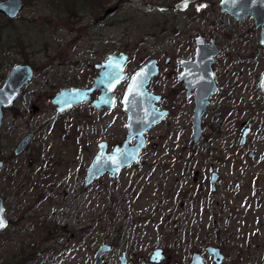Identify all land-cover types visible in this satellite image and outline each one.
Returning <instances> with one entry per match:
<instances>
[{
  "label": "rangeland",
  "instance_id": "1",
  "mask_svg": "<svg viewBox=\"0 0 264 264\" xmlns=\"http://www.w3.org/2000/svg\"><path fill=\"white\" fill-rule=\"evenodd\" d=\"M179 1L73 0L52 6L24 0L15 23L24 35L17 62L32 65L35 76L5 111L0 160L13 155L25 135L36 138L27 154L11 160L13 180L0 175L11 222L0 254L23 251L33 256V264H95L99 249L108 245L102 264H119L124 255L129 264H156L150 258L158 248L166 254L162 264H188L194 252L212 245L224 252L223 264H264L261 29L253 20L237 24L218 8L209 24L194 9L162 15L150 8ZM199 33L213 36L222 50L215 65L221 88L204 116L201 141L194 144L193 100L185 99L178 82L179 65L166 67L164 60L190 56ZM113 53L130 56L116 107L99 112L90 102L58 114L52 98L66 88H89L98 75L95 65ZM153 59L162 72L149 89L163 95L161 106L175 110L147 133L150 143L141 164L85 186L98 144L105 140L111 150L126 140L122 98L135 73ZM250 124L252 133L242 147ZM213 171L220 174L216 193L210 188Z\"/></svg>",
  "mask_w": 264,
  "mask_h": 264
},
{
  "label": "water",
  "instance_id": "2",
  "mask_svg": "<svg viewBox=\"0 0 264 264\" xmlns=\"http://www.w3.org/2000/svg\"><path fill=\"white\" fill-rule=\"evenodd\" d=\"M197 0H183L176 5L178 10H187L191 3ZM24 6L23 0H0V14L9 19H18L22 14ZM221 12L234 16L237 20L254 18L257 27H262L260 44L264 45V0H222L220 3ZM220 53L216 44H213V51H209L205 46L203 38H196L195 60H181L180 64L183 72L179 81L185 83L187 99L192 96L195 90L194 113L192 117L193 143L198 144L203 136L202 122L211 104L212 96L218 91L219 86L215 79L213 64L215 57ZM129 62V55L126 53L110 54L101 64L95 65L98 75L95 77L92 86L86 88H66L58 92L51 100V104L56 107V111L62 114L71 108L87 104L92 101L91 96L98 91L99 97L92 101L96 111L114 109L117 104V88L127 79L126 66ZM168 63V61H167ZM111 65V66H109ZM144 72L146 83L138 86V74ZM151 73V74H149ZM161 73L156 60L146 63L133 76L123 98V110L128 116L126 140L121 145H115L112 151H108V142L101 141L98 144V153L88 169L85 186H90L95 180L108 175L112 179L118 178L122 170L139 165L141 154L147 146L146 134L156 125L165 120L170 111L160 109L159 102L162 99L160 94L149 91L150 82ZM34 77L31 65H16L2 87H0V129L3 119V110L11 107L21 90ZM107 77V78H106ZM118 77V79H117ZM104 83H101V81ZM111 84V87H109ZM260 91L264 97V73L260 80ZM127 98V102H126ZM252 133L250 124L243 132L241 146L245 147L248 138ZM33 135L26 136L19 144L15 155L21 154L31 143ZM255 150L248 154L249 158H254ZM0 163V168L2 167ZM199 173H195V180ZM220 180L218 172H212L210 176L211 192H217V185ZM5 208L0 199V219L3 220V227H7L8 221L4 216ZM111 251V246H102L95 256V264H102L103 255ZM207 257L212 259L214 264H223L226 260L225 254L218 247H208ZM162 249L155 250L151 262L160 264L164 261L165 255ZM119 264H129L126 256L120 258ZM190 264H205V257L200 253H194Z\"/></svg>",
  "mask_w": 264,
  "mask_h": 264
},
{
  "label": "flooded vegetation",
  "instance_id": "3",
  "mask_svg": "<svg viewBox=\"0 0 264 264\" xmlns=\"http://www.w3.org/2000/svg\"><path fill=\"white\" fill-rule=\"evenodd\" d=\"M181 1H183V0H180L179 2H177V3H175L173 6H170V5H162V4H157V5H150V8L151 9H154L155 11H157V12H159L160 14H162V15H171V14H176V15H179V14H182V13H184V12H187V11H191V10H195L197 13H196V15L202 20V22L203 23H207V24H209L210 22H212L213 20H209L213 15H215V13L218 11V9H219V12L221 13V14H224V15H227V16H230L235 22H239V23H237V24H242L243 22H245V21H247V20H253L254 22H255V19L254 18H245V19H243V20H237L234 16H232V15H230V14H227V13H223V12H221V7H220V3L222 2V0L219 2V3H217L216 1L215 2H210L209 0H197L196 2H194V3H191L190 5H189V7H188V9L187 10H184V11H182V10H178V9H176L175 7H176V5L178 4V3H180ZM24 4H25V2H24ZM218 8V9H217ZM23 9H24V6H23ZM3 16V15H2ZM3 17H5V16H3ZM20 17H21V15H20ZM18 18V19H15V20H13V19H9V18H7V17H5V18H7V19H9V20H13V21H19L21 18ZM255 26H256V22H255ZM18 29H20L19 27H17ZM256 28H260L261 29V33H262V27H257L256 26ZM21 30V29H20ZM261 33H260V38H261ZM201 37V38H203V42H204V44H205V46H207L208 47V50L209 51H213V44H216L217 45V47H218V49H219V51H220V53H219V55L218 56H216L215 57V63L213 64V68H214V72H215V79H216V82H217V84H218V86H219V89H218V91L213 95V96H215L218 92H219V90H220V84L218 83V78H217V74H216V70H215V65H216V62H217V58L221 55V53H222V50L219 48V45H218V43H215V41H214V37L213 36H211L210 37V39H206L207 37H205L203 34H201V33H199L194 39H193V45H194V51L192 52V54L190 55V56H188V57H181L180 59H178V60H175V58L174 57H172V56H167L166 58H165V60H164V65L166 66V67H172V65H175V64H178L179 65V67L181 68V72H180V74H179V76H178V82L180 83V84H182V89L184 90V92H185V99L187 100V101H190L191 99L193 100V104H194V97H195V90L196 89H193L192 90V96L190 97V99H187V90L185 89V83H183V82H180L179 81V78H180V75L182 74V72H183V68H182V66H181V64H180V61L181 60H192V61H194L195 60V54H196V38L197 37ZM259 44H260V40H259ZM12 45V44H11ZM261 45V44H260ZM261 46H263L264 47V45H261ZM11 47V46H10ZM9 47V48H10ZM16 49H18L17 50V54H11V51H9V53H4V63L3 64H0V72H4V74L3 75H0V76H2L0 79L1 80H3V78L5 79V81H6V79L9 77V75L11 74V72H12V70H13V68L16 66V65H19V64H21V65H23V64H28L27 62H25V63H18L17 62V58L20 56V54H19V48H15L14 50H16ZM13 50V51H14ZM12 51V52H13ZM114 54V53H113ZM13 55H16V57H14V59L12 60L11 58L13 57ZM129 55V54H128ZM109 56V55H108ZM10 58V59H9ZM107 59V58H106ZM129 59H130V56H129ZM154 60H156V59H154ZM7 61H10V62H7ZM12 61V62H11ZM157 61V63H158V65H159V67H160V70H161V72H162V66H161V63L158 61V60H156ZM167 61H168V63H167ZM7 62V63H6ZM174 63V64H173ZM28 65H30V64H28ZM31 67L33 68V71H34V67L31 65ZM8 70H10V72H9V74H8V76L7 77H5L6 76V72L8 71ZM161 74V73H160ZM34 76H35V71H34ZM157 78V77H156ZM34 79V77L32 78V80ZM31 80V81H32ZM154 80V79H153ZM5 81H4V83H5ZM31 81L28 83V84H30L31 83ZM3 83V84H4ZM27 84V85H28ZM27 85H25L24 87H23V89L21 90V93L19 94V96H21V94H22V92H23V90H24V88L27 86ZM3 86V85H2ZM1 86V87H2ZM91 87V86H90ZM152 91V90H151ZM153 92H155V91H153ZM96 93H98V97H99V92L98 91H96V92H94L93 94H92V96H91V99H93V95H95ZM155 93H157V94H160L161 96H162V99H161V101L159 102V107H160V109H166V110H169L170 111V114H171V112L173 111V110H175V106H173L171 109H169V108H167V107H165V106H161V103H162V101H163V99H164V97H163V95L161 94V93H158V92H155ZM18 96V97H19ZM213 96H212V98H211V102H212V100H213ZM18 97L15 99V101H14V103H13V105L15 104V102H16V100L18 99ZM97 97V98H98ZM96 98V99H97ZM95 100V99H94ZM94 100H92V101H94ZM13 105L11 106V107H13ZM11 107H9V108H11ZM9 108H7V109H4L3 110V119H2V125H1V129H0V132L3 130V126H4V123H5V111L6 110H8ZM194 108H195V106H194ZM209 108V107H208ZM13 109V108H12ZM33 110H34V113H37L38 112V107H34L33 108ZM15 113V115H16V111L14 112ZM193 113H194V111H193ZM170 114H169V116H170ZM193 117V116H192ZM167 119V118H166ZM165 119V120H166ZM165 120H163V121H165ZM162 121V122H163ZM161 122V123H162ZM160 123V124H161ZM246 124H243V127L245 126ZM193 126V125H192ZM30 134H32L33 135V139H32V141H31V143L29 144V146L21 153V154H19V155H15V151L17 150V148H18V146H19V144L21 143V141L26 137V136H28V135H30ZM36 138V136H35V134L34 133H29V134H27V135H25L20 141H19V143L16 145V147L14 148V150H13V155H12V153L10 152L9 153V155H8V157H6V155H4V157L5 158H9L8 160H6L5 158L3 159V160H0V163H2L3 165H2V167L0 168V175L1 174H3V173H5L3 176H4V180L7 182V181H12L13 180V173H15L14 171H12L11 169H12V161L13 160H15V159H19V158H21V157H23L25 154H27L28 153V151L30 150V148H31V144L33 143V141H34V139ZM147 146H146V148L143 150V152H142V154H141V157H142V155L148 150V148H149V143H150V139L148 138V136H147ZM122 144V143H121ZM121 144H116V145H121ZM115 146V145H114ZM113 146V147H114ZM247 146V145H246ZM113 149V148H112ZM112 149L111 150H109V145H108V151H112ZM152 149L153 150H157L158 149V146L157 145H152ZM1 150V149H0ZM252 150H255V149H252ZM256 151V150H255ZM12 160V161H11ZM11 161V162H10ZM11 163V164H10ZM140 164H141V162H140ZM133 167V166H132ZM131 167V168H132ZM14 169L16 168V167H13ZM131 168H127V169H124V170H128V169H131ZM124 170H122L121 172H123ZM9 173V175L7 176V174ZM10 173H12V174H10ZM195 173H199V175H200V172L199 171H196ZM195 173H194V181H198V179H199V176H198V179L197 180H195ZM4 180L0 183V199L2 200V202H3V206H4V208H5V212H4V216H5V218L7 219V221H8V224H7V227L5 228V229H3V230H1L0 231V249L3 247V245L5 246L6 245V242H8V236H9V228H10V225H11V222H10V219H8V211H9V208H8V204H7V202H6V199H5V187H4ZM208 247H217V246H212V245H208V246H206L204 249H202V250H200V251H198V252H194V253H200V254H202L204 257H205V264H206V261L207 260H209V261H211L212 263H213V261H212V259H210V258H208L207 257V255H206V249L208 248ZM219 248V247H218ZM162 249V248H161ZM163 250V249H162ZM164 251V250H163ZM22 252L23 251H21L20 253H19V255L18 254H15V255H11V252L10 253H8V251L6 250V253L3 255V253L2 254H0V264H33L32 262H34V258H33V256L32 255H29V256H23V254H22ZM164 255H165V257H166V254H165V251H164ZM24 257V258H23ZM192 259V258H191ZM150 261H151V258H150ZM170 261V258H168V262ZM164 262V261H163ZM162 262V263H163ZM190 262H191V260H190ZM190 262L188 263V264H190ZM161 263V264H162ZM214 264V263H213Z\"/></svg>",
  "mask_w": 264,
  "mask_h": 264
},
{
  "label": "trees",
  "instance_id": "4",
  "mask_svg": "<svg viewBox=\"0 0 264 264\" xmlns=\"http://www.w3.org/2000/svg\"><path fill=\"white\" fill-rule=\"evenodd\" d=\"M44 1H47L49 5L55 6L57 3H60V5L61 3L71 5L73 0H44ZM86 1L90 2V0H86ZM84 2L85 0H82V3ZM1 19H3L2 21L4 22L2 24L0 23V56H1L0 64H3L4 63V53H9V51H13L15 48H19L20 47L19 42L21 38H23L24 35L20 31V29L17 28L18 26H16L15 24L16 21L9 20L0 14V21ZM24 42L25 41L23 40V45H24ZM17 50L18 49L14 50L11 54H17ZM13 57H16V55H13ZM7 62H10V61H7Z\"/></svg>",
  "mask_w": 264,
  "mask_h": 264
},
{
  "label": "snow or ice",
  "instance_id": "5",
  "mask_svg": "<svg viewBox=\"0 0 264 264\" xmlns=\"http://www.w3.org/2000/svg\"><path fill=\"white\" fill-rule=\"evenodd\" d=\"M111 66V65H109ZM151 74V73H149ZM139 80L137 81L138 86H142L144 83H146V77L144 72H141L138 74ZM107 78V77H106ZM118 79V77H117ZM101 83H104V81L102 80ZM109 87H111V84H109ZM126 102H127V98H126ZM0 227H3V220L0 219Z\"/></svg>",
  "mask_w": 264,
  "mask_h": 264
},
{
  "label": "bare ground",
  "instance_id": "6",
  "mask_svg": "<svg viewBox=\"0 0 264 264\" xmlns=\"http://www.w3.org/2000/svg\"><path fill=\"white\" fill-rule=\"evenodd\" d=\"M92 86V85H91ZM90 88V87H89ZM86 89H88V88H86ZM60 92V91H59ZM63 114V113H62ZM146 137H147V134H146ZM148 141V140H147ZM214 172V171H213ZM216 172V171H215ZM212 174V173H211ZM220 181V180H219ZM210 188H211V186H210ZM158 249H161V248H158ZM157 250V249H156ZM155 252V251H154ZM154 254V253H153ZM153 254H152V256H151V258L153 257ZM164 254V253H163ZM153 263V262H152ZM161 264V263H160Z\"/></svg>",
  "mask_w": 264,
  "mask_h": 264
}]
</instances>
